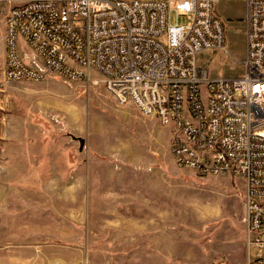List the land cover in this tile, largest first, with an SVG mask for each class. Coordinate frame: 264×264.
Listing matches in <instances>:
<instances>
[{
  "label": "rangeland",
  "instance_id": "1",
  "mask_svg": "<svg viewBox=\"0 0 264 264\" xmlns=\"http://www.w3.org/2000/svg\"><path fill=\"white\" fill-rule=\"evenodd\" d=\"M213 9L224 23L225 44L200 53L198 62L212 76H239L245 2L221 1ZM16 39L22 61L42 68L35 47L21 33ZM78 69L77 79L55 72L41 80L0 76V188L9 183L31 196L23 202L30 212L23 226L0 228V244L41 245L0 250V264L14 256L26 264H244L243 180L179 166L171 126L143 115L133 102L120 103L100 71ZM55 178L61 183L50 184Z\"/></svg>",
  "mask_w": 264,
  "mask_h": 264
},
{
  "label": "built area",
  "instance_id": "2",
  "mask_svg": "<svg viewBox=\"0 0 264 264\" xmlns=\"http://www.w3.org/2000/svg\"><path fill=\"white\" fill-rule=\"evenodd\" d=\"M221 1L231 0H0L7 21L0 76L77 79L79 67L100 71L120 103L171 126L179 166L243 180L244 264H264V0H244L243 72L234 77L212 76L198 62L224 47L213 9ZM17 33L42 56V68L22 61Z\"/></svg>",
  "mask_w": 264,
  "mask_h": 264
},
{
  "label": "crops",
  "instance_id": "3",
  "mask_svg": "<svg viewBox=\"0 0 264 264\" xmlns=\"http://www.w3.org/2000/svg\"><path fill=\"white\" fill-rule=\"evenodd\" d=\"M12 162H9L5 165L6 171L3 173L2 177L4 179L9 177V171L12 167ZM60 182L59 178L51 179L50 184L57 185V182ZM77 183H73L71 181V190L76 191V193L72 196L77 200L78 193H77V186H78V180L76 179ZM61 183V182H60ZM46 182L44 183V188L46 189ZM41 195V194H40ZM39 197V196H38ZM31 198L30 194L21 189V187L17 186H10L3 185L0 188V228L4 230V228H7L8 232H10V228L13 227L15 230H19L20 227L24 224V215L30 214V212H25L23 202L26 200H29ZM36 198V197H35ZM31 200V199H30ZM38 201V200H35ZM14 202V203H12ZM7 218V219H5ZM30 246H33L35 248H40L41 245H30L26 243L21 244H13L10 241L6 242L5 244H0V250H19L24 248H29ZM55 262V261H54ZM9 264H26V260L22 257L14 256L13 259H9ZM56 263V262H55Z\"/></svg>",
  "mask_w": 264,
  "mask_h": 264
}]
</instances>
